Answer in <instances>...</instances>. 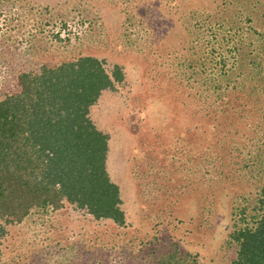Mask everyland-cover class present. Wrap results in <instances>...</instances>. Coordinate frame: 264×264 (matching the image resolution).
Masks as SVG:
<instances>
[{
    "label": "rangeland",
    "instance_id": "rangeland-1",
    "mask_svg": "<svg viewBox=\"0 0 264 264\" xmlns=\"http://www.w3.org/2000/svg\"><path fill=\"white\" fill-rule=\"evenodd\" d=\"M256 2L0 0V100L17 90L22 73L81 55L100 57L109 70L121 64L129 80L92 107L98 127L111 137L108 169L121 187L126 224L67 207L32 210L9 228L0 264H154L171 246L193 252L197 264L236 258L233 230L260 213L264 149L241 129L229 143L234 154L227 149L221 158L210 141L215 123L201 124L184 99L196 92L204 119L210 112L201 107L203 81L211 85V101L240 87L223 80L231 64L226 73L218 63L229 53L219 44L220 28L249 39L246 14L257 27L263 19ZM221 81L224 88L217 89Z\"/></svg>",
    "mask_w": 264,
    "mask_h": 264
},
{
    "label": "trees",
    "instance_id": "trees-1",
    "mask_svg": "<svg viewBox=\"0 0 264 264\" xmlns=\"http://www.w3.org/2000/svg\"><path fill=\"white\" fill-rule=\"evenodd\" d=\"M258 1L260 5L256 2L254 10L263 18L259 27L252 24L256 18L245 16L253 31L249 39L233 35L225 25L220 28L224 33L219 44L227 46L229 53L222 54L218 63L220 68L231 64L223 80L238 82L240 87L222 90L218 99L211 101L206 97L211 85L205 88L207 82L203 81L201 107L205 104L210 118L203 119L197 111L196 92L184 99L190 113L201 118V124L205 119L206 126L215 123V138L210 141L221 158L227 149L233 153L229 143L231 146L237 141L241 129L258 151L264 149V2ZM126 74L119 63L109 70L100 57L81 55L57 65L45 63L37 72L22 73L17 90L0 100V259L9 228L32 210L48 214L67 207L93 220L126 224L121 187L108 169L111 137L98 127L92 113V107L107 91L129 82ZM223 84L221 81L217 89L224 88ZM169 104L174 110V104ZM205 154L208 152H203V157ZM247 207L240 211L245 220ZM256 208L260 213L250 217L253 223L237 224L231 234L238 252L229 264H264V184ZM196 260L193 252L171 246L161 251L154 264H197Z\"/></svg>",
    "mask_w": 264,
    "mask_h": 264
}]
</instances>
